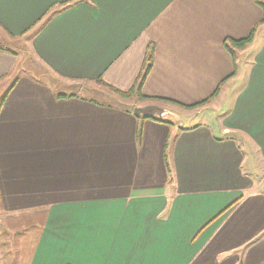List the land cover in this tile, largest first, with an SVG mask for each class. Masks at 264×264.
<instances>
[{"label": "crops", "instance_id": "0c3cea01", "mask_svg": "<svg viewBox=\"0 0 264 264\" xmlns=\"http://www.w3.org/2000/svg\"><path fill=\"white\" fill-rule=\"evenodd\" d=\"M263 19L256 0H0V40L41 70L0 52L14 264H264ZM208 99L192 127L164 101Z\"/></svg>", "mask_w": 264, "mask_h": 264}, {"label": "rangeland", "instance_id": "374dc122", "mask_svg": "<svg viewBox=\"0 0 264 264\" xmlns=\"http://www.w3.org/2000/svg\"><path fill=\"white\" fill-rule=\"evenodd\" d=\"M1 41V40H0ZM25 40H22L20 38H13V39H9L7 37H3L2 41L0 42V49L4 48L6 49L8 52H12V54H15L17 56L21 57V66L23 68V70H25L26 72H34L35 74H37L38 76H40V71L39 73H37V69L38 65H40L39 62H37V60H35L32 57V54L30 52L29 49L26 48L25 46ZM25 47V48H24ZM236 51L235 54H237ZM39 63V64H38ZM37 68V69H36ZM20 75V73H16V77H18ZM43 78V81H48V78L46 76L41 77V79ZM50 81V80H49ZM12 87V86H11ZM10 90V88L6 91V93ZM58 92V90H57ZM5 93V94H6ZM179 118L182 120L179 121V124L181 126L184 127H192V126H197L199 124H207L209 122H212V118L214 117V113L212 111H206L203 114H201L200 116L196 115V112H193L191 110H179ZM182 123V124H181ZM179 126V128L181 127ZM1 203V200H0ZM10 223L7 224V222H2L3 226L6 225L11 226L10 224H13L12 221H9ZM26 223V227L30 228L32 227L33 223H32V217H27V222ZM13 230H9V232L6 230V228H4L3 232L0 233V243H5L7 244L6 249H2L0 248V264L2 262H4V264H11L12 260L14 264V255L12 254L11 251H9V244H17L18 242V235L17 233H12ZM25 234V233H24ZM3 250V251H2Z\"/></svg>", "mask_w": 264, "mask_h": 264}, {"label": "trees", "instance_id": "16d2710c", "mask_svg": "<svg viewBox=\"0 0 264 264\" xmlns=\"http://www.w3.org/2000/svg\"><path fill=\"white\" fill-rule=\"evenodd\" d=\"M256 3L258 5H260L263 10H264V0H256ZM262 23H264V19L262 21ZM255 32L256 30L254 29L252 31V33L246 38V39H243V40H239V41H234V40H228V41H225V48L229 51V53L233 56L234 59H236V54L235 52L236 51H242L244 50L249 44H251L253 42V39H254V36H255ZM0 52H3V53H9L6 49L4 48H1L0 49ZM153 63H154V49H151L150 50V53H149V56L147 58V65L145 66L144 70H143V73L141 74V76L139 77V80L137 81V84L135 85V88L131 91L133 92L134 90L136 91L137 90V93H138V96L140 99L142 100H148L150 98L148 97H144L142 95V86L145 82V79L147 78L148 74L150 73L152 67H153ZM99 82H101V80H99ZM12 89V87L10 88V90ZM10 90L2 97L1 101H0V109L2 108L5 100H6V97L9 95L10 93ZM111 90H113L111 88ZM114 92H117L114 90ZM220 92V87L217 89V91L215 92V94L211 97V98H214V96H216L218 93ZM119 93V92H118ZM121 96L123 97H128V93L127 95L125 94H121L119 93ZM61 95H59L60 97ZM165 102H168V103H172L174 105H177L181 108H184V109H194V108H198V107H201L203 105H206L210 99L198 104V105H194V106H182L176 102H173V101H169V100H164ZM154 119L155 121H160V122H165L163 121V119H160V118H152ZM165 123H168V122H165ZM138 138H141V135L139 134L138 135ZM168 169V173H169V176H170V173H171V170L170 168H167Z\"/></svg>", "mask_w": 264, "mask_h": 264}, {"label": "water", "instance_id": "95a60500", "mask_svg": "<svg viewBox=\"0 0 264 264\" xmlns=\"http://www.w3.org/2000/svg\"><path fill=\"white\" fill-rule=\"evenodd\" d=\"M135 113L138 114V115H140V114L143 113V111L138 110V111H135ZM146 116H147V115H146Z\"/></svg>", "mask_w": 264, "mask_h": 264}]
</instances>
